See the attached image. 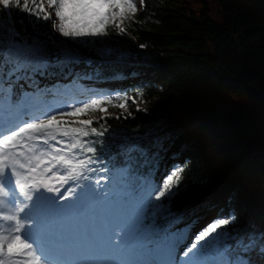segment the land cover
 I'll use <instances>...</instances> for the list:
<instances>
[{
    "label": "trees",
    "instance_id": "16d2710c",
    "mask_svg": "<svg viewBox=\"0 0 264 264\" xmlns=\"http://www.w3.org/2000/svg\"><path fill=\"white\" fill-rule=\"evenodd\" d=\"M201 1L202 10L195 11L189 0H143L139 13L115 23L126 29L124 34H117L119 28L111 23L107 36L80 41L82 52L102 51L116 60L92 64L97 71L88 72L96 83L108 94L139 96L146 103L141 111L110 108L114 113L106 115L120 117L107 120L104 144H97V155L109 169L102 173L109 181L104 185L107 194L136 190L133 208L145 205L148 193L174 163L185 168L184 183L194 177L189 190L170 206L182 215L181 222H173L164 211L156 212L154 220L145 214V236L158 244L166 236L177 237L185 223L195 234L221 215V209L227 215L229 207L238 221L228 226L232 232L264 230V0ZM214 6L221 12V26L212 19ZM47 26L24 12H0V29L14 28L23 39L36 33L45 38ZM81 70L84 65L77 68ZM241 92L256 94L260 102L247 112L222 107L228 95ZM95 115L94 121L103 117L98 111ZM146 131L159 136V142L154 144ZM131 142L141 143L153 159L133 173L120 163L122 146ZM144 176H150V184ZM115 198L110 207L118 205ZM138 215L134 220L140 227ZM252 216L256 220H249Z\"/></svg>",
    "mask_w": 264,
    "mask_h": 264
},
{
    "label": "snow or ice",
    "instance_id": "6c2138e0",
    "mask_svg": "<svg viewBox=\"0 0 264 264\" xmlns=\"http://www.w3.org/2000/svg\"><path fill=\"white\" fill-rule=\"evenodd\" d=\"M13 10L33 16L36 21H51L53 31L64 39L52 35L41 39L40 33L31 39H23L14 28L0 29L4 33L0 37V185L14 191L18 187L16 180L13 183L14 171L27 167L32 173L23 182L28 190L26 203L31 210L32 223L40 230L47 245L59 253V258L49 260L40 251V246L30 242L23 232L19 239L4 246L8 255H20L31 249L36 257L33 264L41 261L43 264H264V230L255 227L247 231L229 230V225L238 223L231 207L227 215H223L221 209V215L193 236L183 251L177 252V241L160 259L139 258L148 252L155 257L159 248L158 243L140 238L149 231V226L143 225L145 214L154 220L156 212L164 211L173 222H181L182 215L172 212L170 206L176 197L189 190L194 177L184 183L185 168L182 163H174L159 185L148 193L145 205L139 211L140 235L133 236L127 220L111 210V202L106 197L101 198L94 187L101 180L92 179L94 174L109 171L97 155V144H104L109 127L107 120L120 117L109 115L96 121L82 118L93 110L106 113L108 109L103 106L113 102L122 111L132 105L141 111L139 96L94 94L82 103L49 111L5 131L6 116L18 110L28 115L30 110L42 106L41 97L52 95L42 81L55 78L73 84L93 79L88 70L95 73L97 69L92 68V64L104 60L105 53L82 52V44L76 42L107 36L110 23L119 28L117 34H124L126 29L115 25V20L119 17L122 23L127 13L138 10L134 0H0V12L10 14ZM80 65L86 70L77 71ZM21 81L24 85H20ZM17 85L21 88L18 93L15 91ZM144 135L152 137L154 144L159 142V136L152 132L146 131ZM22 141L29 149L26 162L15 156ZM9 152L13 155L9 156ZM120 163L124 171L133 173L140 164H152L153 159L141 143L131 142L122 146ZM152 171H155L154 167ZM53 181H58L59 185ZM143 181L150 184V176H144ZM70 198L69 208L76 206L74 202H82L87 206L89 216L96 217L99 213L102 218L111 217L110 222L104 219L102 233L90 229L89 224L87 232L81 229L78 236L65 227L53 234L51 217L64 212V202ZM153 200L162 203L152 204ZM149 204L151 208L147 207Z\"/></svg>",
    "mask_w": 264,
    "mask_h": 264
},
{
    "label": "rangeland",
    "instance_id": "374dc122",
    "mask_svg": "<svg viewBox=\"0 0 264 264\" xmlns=\"http://www.w3.org/2000/svg\"><path fill=\"white\" fill-rule=\"evenodd\" d=\"M189 1L191 2V5L195 11H201L202 10V1L201 0H189ZM134 2L137 5V9H138L134 13H139L142 9L141 0H134ZM45 7H48V6L45 5ZM131 14H132V12L127 13L126 17L131 15ZM211 16H212V19L218 24V26H221L222 15H221V12L218 9H216L215 6L213 7V14ZM53 19H55V17H53ZM119 21H120V19H119V17H117L115 20V23L118 24V23H120ZM47 22L49 23V26H47V35H52L59 40H63L64 39L63 37H60L58 33L53 31L52 22L51 21H47ZM68 42L73 43L72 41H68ZM76 43H80V41H77ZM102 62H106V63L109 62L112 64V63H116V60H114L109 53H106L105 59ZM54 80H56V79H54ZM20 85H24V82L21 81ZM45 86H47L48 89L50 88V87H48V86H50L49 83L45 84ZM25 89L28 90L27 86H25ZM60 91H63V94H53L52 93V95H45V96L41 97L42 106L38 109H32L29 112L35 111V110H39V112H42L41 110L45 111L43 113H39L38 116H35V118H38V117H42L43 115H45L49 111L63 110L69 104L82 103L83 101L87 100L85 98L84 99H78L77 98L76 100L70 99L72 97L67 98V96H71V95L76 94V92H75L76 90H74V89L67 90V88H65V89L63 88V90H60ZM93 95L94 94L91 93V91H90V94H89V96H87V98L89 99ZM223 101H224V104L222 107H224L227 111L247 112L255 104L260 102V98L254 93L241 92V93H237V94L228 95ZM44 102H46V103H44ZM129 103H131V102H129ZM145 105H146V103L144 101H142L139 103L138 106L140 109H143L145 107ZM4 107L7 109V104H4ZM103 107H106L108 109V111L106 113H101L98 111V115L100 117L106 116L108 114H113L114 112H113V110L110 111V108L114 109V110L120 109L119 107L116 106V102H113V104L110 105L109 108H108V106H103ZM131 107L136 109L137 106L132 105ZM21 112L23 113V110H21ZM96 112L97 111L93 110L89 114L82 116V118L95 120L97 118V115H95ZM171 130L175 131L174 129H171ZM22 145H24V147H26V142L22 141ZM260 148L262 149V151L264 153V142L260 145ZM27 150L29 151L28 148H27ZM27 155H29V154L25 153L22 156L24 157ZM101 175H102V173L96 174L92 178L93 181L98 178L101 180V183H103V182L107 183L108 180L105 181L106 179L104 177H102ZM53 182L56 183L57 185H59L58 181H53ZM94 187L96 188L97 192L100 195L101 191L98 188L99 186L94 185ZM135 192H136V190L135 191L134 190H126V191H124V190H113V192H111L110 195H107V197H109V199H107V200H110L112 195H114V197H116L115 203L118 202V206H115L116 208L113 211H116L119 214H121V212L122 213L125 212L124 207H123V210L120 208L122 203L124 205H126L128 207V209L130 208V206L133 203H136L137 199H132L134 197ZM124 195L128 197V198L126 197L127 201L124 200ZM69 203H71V198L69 201L64 202V208H65L64 212L56 213L51 217L50 222H52V224H55V227H53L54 229H59L60 227L68 226L70 231L78 232V234H79L81 229H83L84 232L86 233L87 232V226L89 224H91L90 229L93 228V230H97V231H100L102 233L103 232V226H104V219H108L109 222L111 220V217H103L102 218L99 213L96 214V217L95 216H89L88 208L82 202H74L76 204V206L72 207V208L68 207ZM1 204L3 205L4 203L1 201L0 205ZM136 209L137 208L134 207L132 211L136 212ZM98 220H101L103 222H100V221L98 222ZM249 220L254 221V220H256V218L254 216H252L251 218H249ZM185 225H187V227H185ZM189 225H190V223H185L182 225V228H181L182 231L178 232V234H179L178 237H173V236H170V237H172L173 239H176V241L177 240L179 241V239H182V240L187 239L189 236H186V235H189L187 233H190V232H188L189 228H190ZM129 229H130V232L132 233L133 236H139L140 235L139 231H138L139 227H132L130 225ZM198 232L199 231L196 230L194 236ZM145 237H147V236H145V233H144L143 236L140 238L145 239ZM184 237H186V238H184ZM16 239H18V238L9 239V238L4 237L3 235H1V230H0V264H5L10 259V257L18 256V255L9 256L7 249L6 248L4 249V246L9 241L16 240ZM149 247H150V245H149ZM183 249H184V247L182 248L181 251H183ZM168 250H169V246L159 247L157 249V253L159 254L158 258H162L167 253ZM156 256L157 255H155V257H153V254L151 252H148L147 256L144 257V255H141V256H139V258L140 259H152V258H156Z\"/></svg>",
    "mask_w": 264,
    "mask_h": 264
},
{
    "label": "bare ground",
    "instance_id": "6f19581e",
    "mask_svg": "<svg viewBox=\"0 0 264 264\" xmlns=\"http://www.w3.org/2000/svg\"><path fill=\"white\" fill-rule=\"evenodd\" d=\"M45 103V102H44ZM34 113H38L39 112V110H35V111H33ZM33 112H31V115H28L27 117V120L28 119H32V117H33ZM43 112V111H42ZM23 123V122H22ZM26 151L23 149V148H19V149H17L16 150V152H15V156H20L19 157V159H21V156L25 153ZM14 173H15V171H14ZM0 225H1V223H0ZM70 230V229H69ZM54 233V232H53ZM187 234H189V235H186V236H189L187 239H184L183 240V242L185 243V244H187L188 243V241H190V238L192 239V235L194 234V233H187ZM184 238H186V237H184ZM28 240L30 241V242H32V239L29 237L28 238ZM185 244H182V245H185ZM21 261V260H20ZM19 261V259L18 258H10L7 262H6V264H25V262H20Z\"/></svg>",
    "mask_w": 264,
    "mask_h": 264
}]
</instances>
